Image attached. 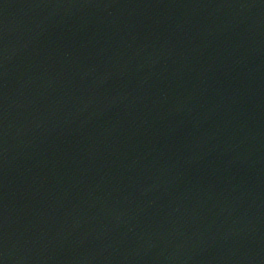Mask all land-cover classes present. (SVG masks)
I'll use <instances>...</instances> for the list:
<instances>
[{
    "label": "water",
    "instance_id": "1",
    "mask_svg": "<svg viewBox=\"0 0 264 264\" xmlns=\"http://www.w3.org/2000/svg\"><path fill=\"white\" fill-rule=\"evenodd\" d=\"M0 264H264V0H0Z\"/></svg>",
    "mask_w": 264,
    "mask_h": 264
}]
</instances>
